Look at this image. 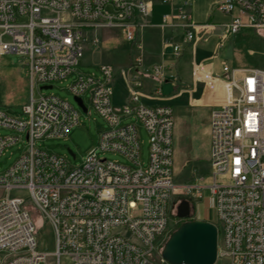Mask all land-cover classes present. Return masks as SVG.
<instances>
[{
    "label": "built area",
    "instance_id": "built-area-1",
    "mask_svg": "<svg viewBox=\"0 0 264 264\" xmlns=\"http://www.w3.org/2000/svg\"><path fill=\"white\" fill-rule=\"evenodd\" d=\"M160 3L171 5L161 17L160 29L180 32L185 45L207 42L219 32V48L245 30L264 31V0L220 2L214 9L229 20L216 24L197 23L192 0ZM153 7L150 0H0V57L18 56L31 83L24 118L0 111V127L19 134L0 136V157L24 134L29 144L0 180L175 181L173 110L142 100L162 95L161 87L170 79L166 66L144 65L137 41L138 29L152 27ZM101 28H118L124 40L136 46L127 71L128 95L118 107L113 102L117 78L113 65L97 66V74L76 71L86 36ZM93 42H99L97 36ZM171 48L173 56L182 55L183 45L172 42ZM209 61L194 64L193 76L213 108L210 181L264 180V69L223 63L216 74ZM71 77L69 91L82 100L89 94L92 108L107 125L100 132L98 149L80 166L36 147L37 140L65 139L80 124L79 111L67 101L34 95L35 88ZM147 82L153 83L148 94ZM127 120L131 122L123 123ZM140 128L149 138L146 164L141 160ZM108 152L123 155L130 164L101 156ZM174 198L30 196L27 204L22 197L0 196V264H170L162 251L172 234ZM184 198L195 218L196 200L203 197ZM211 199L219 232L215 264H264V198ZM33 207L53 230V253L39 250Z\"/></svg>",
    "mask_w": 264,
    "mask_h": 264
},
{
    "label": "rangeland",
    "instance_id": "rangeland-1",
    "mask_svg": "<svg viewBox=\"0 0 264 264\" xmlns=\"http://www.w3.org/2000/svg\"><path fill=\"white\" fill-rule=\"evenodd\" d=\"M165 11H168V6L154 4L153 14L150 17L152 25L158 23L159 18ZM228 20L229 17L216 13L214 22L222 23L227 22ZM137 32V41L142 44L144 65L150 67L156 64H163V62H165V64L170 63L172 67L171 74L176 75L177 70L175 69V65L179 62L180 58L173 56L171 45L172 42H175L171 38H168V42H166L168 37L167 33L162 34L159 29L155 28L138 29ZM96 36L98 37L99 42L94 44L93 40ZM164 39H166L165 43L163 41ZM86 40L88 43L85 44L84 47V56L80 65L76 68V71L82 74H97V66L101 64L113 65L117 71L116 89L113 102L115 107H118L128 93L126 87L127 71L129 65L133 63V58L137 53L136 46L135 44L126 42L123 38L122 31L118 28H101L97 30V32L89 33L88 36H86ZM161 43L165 46H162ZM200 43V46L194 54L197 61L212 54V45L215 43V39L210 38L207 42ZM215 51V53H217V56H215V62H217V59L225 58L227 62L233 64L235 67L264 69V31L252 29L245 30L237 35L229 37L224 45L219 47V49H215ZM194 55L189 53L182 59L183 61H188L189 59L194 58ZM179 70L180 72H183L184 67L181 66ZM72 80L73 78L71 77L66 81L53 82L48 85L52 86L51 89L39 90L35 88L34 95L36 99L41 95H54L67 101L80 113V124L73 126L65 139L37 140L36 147L48 153L65 157L72 166H80L91 153L98 149L100 132L103 129H106L107 125L92 108L89 94H86L83 97L84 103L89 109V112L84 113L78 107L74 99L75 96L69 91V85ZM188 83L190 84L191 90H188L187 92L191 93L194 97H199L202 91L201 85L196 82L193 83L191 78ZM145 90H151L150 85H146ZM173 90L174 89L170 84H163L161 87L162 95L153 96L150 99L145 97L142 100L145 103L149 102L151 104L158 103L162 105H170L174 108L178 103V98L175 96L177 92H174ZM30 97L31 83L21 59L14 55L0 57V111L9 115L24 118L23 107L28 103ZM201 110L209 111L207 108H201ZM129 122H131V120L124 121L123 123ZM140 133L141 160L146 164L149 155V138L143 128H140ZM15 135L19 134L12 129L0 127V136L7 137ZM181 146L179 151L176 152L175 150V174L177 166H179L182 157L186 154L191 156L197 155L203 158L197 163L200 165L198 169L195 170L192 169L191 166L189 167L192 172H194V170L199 172V179L210 171L208 160L206 159V139L199 135V137L197 136L192 141H183ZM28 150L29 144L26 135L24 134L21 141L9 147L0 157V175H3L8 171ZM70 151L75 157L70 154ZM101 156L109 161H115L123 165L130 164L126 157L118 153L108 152ZM189 168L185 171L187 174L190 172ZM182 176L183 175L176 176V178H174V183H181ZM198 178L195 179L194 177V180H197L198 182ZM199 182L205 185L208 183L206 178L200 179ZM225 182H227V180L222 178L217 181L218 184H224ZM11 196L22 197L27 204L31 202L28 192L23 189L13 191ZM199 197L203 198L196 200V217H191L187 219V221H179L176 216L177 207L182 201L186 200V198L175 195V198L173 199L174 216L170 217L172 233L183 223L195 221V219L202 220L208 218L211 220L210 223L218 224L213 200L208 192L205 191L204 193H201ZM30 211L35 220L39 250L53 253L56 250V247L55 237L51 226L42 219L41 213L38 209L33 207Z\"/></svg>",
    "mask_w": 264,
    "mask_h": 264
},
{
    "label": "crops",
    "instance_id": "crops-1",
    "mask_svg": "<svg viewBox=\"0 0 264 264\" xmlns=\"http://www.w3.org/2000/svg\"><path fill=\"white\" fill-rule=\"evenodd\" d=\"M153 2V4H159L163 5L160 3V0H150ZM225 0H192V5H191V12H192V17L193 19L200 24H216L214 22L216 13H218L214 7L219 4L220 2H223ZM181 0H174V4L180 3ZM164 6V5H163ZM168 6V11H165L162 15L169 13L171 11V5H166ZM154 9V7H153ZM153 14V12H152ZM220 14V13H219ZM161 15V17H162ZM161 17L159 18V21L156 25H151L152 27L149 28H155L159 29L162 34L167 33V40L168 38H172V40L177 43L183 45V50H182V56L179 58V62L175 65V69L177 70L176 75L171 74L172 72V67L170 63L163 62L162 65L167 67V75L170 77V79L165 82L164 84H170L173 87V91L177 92L176 97L178 98V103L177 105L173 108L170 106L173 110V116H174V131H173V149H174V168H175V150L176 152L180 150V146L182 145L183 141L189 142L194 140L197 136L201 135L204 139H206L207 142V155L206 159L208 160V165L210 171L207 174H204L202 178H206L208 184H210V173H211V165H210V153H211V137H210V118H211V112H212V106L209 105L205 99V91L204 87L201 83L197 82L194 80L193 76V66L194 64H200L204 63L208 60L211 66V69L213 70L214 73L220 74L221 73V68L223 63H227L230 65L232 68H238V69H248V68H239L235 67L233 64L229 63L226 61L225 58L217 59L215 62V56L214 53L216 52L215 49H219L217 46L218 40H219V32L216 35H212L210 38L215 39V43L212 45V54L209 55L208 57L197 61L195 58V52L197 51L198 47L200 46L201 43H197L196 45H185L183 44V38L180 32L177 31H172V30H161L159 25L161 23ZM209 38V39H210ZM164 39L163 41H165ZM162 46L164 45L161 43ZM165 46V45H164ZM192 53L194 55V58L189 59L188 61H183V57H185L187 54ZM173 54V53H172ZM186 54V55H185ZM217 56V55H216ZM182 59V60H181ZM153 66V65H152ZM184 67L183 72H180V68ZM151 67V66H150ZM170 73V74H168ZM190 78L192 79L193 83L196 82L201 85L202 91L199 97H194L191 95V93H188V90H191L190 84L188 81H190ZM180 83V84H179ZM146 85H150V89L153 86L152 82H147ZM127 87V85H126ZM146 87V86H145ZM116 89V86H115ZM128 90V89H127ZM149 91L145 90V93H149ZM128 95V93H127ZM127 97V96H126ZM125 99L120 103V105L126 100ZM150 99V98H149ZM147 103V102H146ZM150 105H155L151 103H147ZM201 108H207L209 111H204L201 110ZM182 147V146H181ZM183 156V155H182ZM201 159L200 156H191L186 154L185 156L182 157L181 162L179 163V166L176 168V174L174 171V178L176 176H182V182L181 183H176V191L175 195H179L181 193V186L185 184H194V185H205L201 184L199 181L200 179L198 178V171H195L200 167L199 164H197ZM191 166L192 169H195L194 172L190 170L189 168ZM189 168V174H187L185 171L186 169ZM185 172V174H184ZM196 173V174H195ZM198 178L197 180H194ZM180 196V195H179ZM175 197V196H174ZM200 221H207L211 222L210 219L205 218Z\"/></svg>",
    "mask_w": 264,
    "mask_h": 264
},
{
    "label": "bare ground",
    "instance_id": "bare-ground-1",
    "mask_svg": "<svg viewBox=\"0 0 264 264\" xmlns=\"http://www.w3.org/2000/svg\"><path fill=\"white\" fill-rule=\"evenodd\" d=\"M174 181L146 180H0V196L26 190L29 196L174 197ZM211 198H264V180L211 181L208 185L185 184L180 196Z\"/></svg>",
    "mask_w": 264,
    "mask_h": 264
},
{
    "label": "water",
    "instance_id": "water-1",
    "mask_svg": "<svg viewBox=\"0 0 264 264\" xmlns=\"http://www.w3.org/2000/svg\"><path fill=\"white\" fill-rule=\"evenodd\" d=\"M44 86L42 89H51ZM78 107L87 113L83 100L74 97ZM70 154L72 152L70 151ZM73 157H75L72 154ZM192 207L187 200L177 207L179 219H189ZM219 232L215 224L207 221H189L183 223L166 241L162 257L170 264H215L218 256Z\"/></svg>",
    "mask_w": 264,
    "mask_h": 264
}]
</instances>
